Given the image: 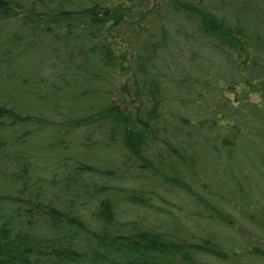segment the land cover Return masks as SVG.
<instances>
[{"label": "trees", "instance_id": "obj_1", "mask_svg": "<svg viewBox=\"0 0 264 264\" xmlns=\"http://www.w3.org/2000/svg\"><path fill=\"white\" fill-rule=\"evenodd\" d=\"M0 37V264H264V0H0Z\"/></svg>", "mask_w": 264, "mask_h": 264}, {"label": "rangeland", "instance_id": "obj_2", "mask_svg": "<svg viewBox=\"0 0 264 264\" xmlns=\"http://www.w3.org/2000/svg\"><path fill=\"white\" fill-rule=\"evenodd\" d=\"M2 39H3V37H0V43L2 42ZM6 53H7V51L4 49L2 51V54L5 55ZM19 59L20 60L8 59L6 57V55L4 58H0V74H3V77L7 78L6 76L10 75L12 72H18V67L20 65H21V67L19 68V71L21 72L22 63L25 62V60L22 57H20ZM4 78L0 79V91H1V83L4 80ZM19 87H22V84H19ZM0 172H2L1 168H0ZM0 185H1V183H0Z\"/></svg>", "mask_w": 264, "mask_h": 264}]
</instances>
